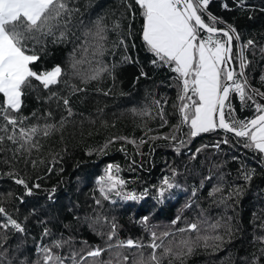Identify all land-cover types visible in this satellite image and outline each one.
I'll return each instance as SVG.
<instances>
[{"label": "trees", "instance_id": "16d2710c", "mask_svg": "<svg viewBox=\"0 0 264 264\" xmlns=\"http://www.w3.org/2000/svg\"><path fill=\"white\" fill-rule=\"evenodd\" d=\"M66 2L75 11L62 17L56 30L57 35L65 32L63 42L53 43L52 36L37 44L25 42L39 56L33 70L58 65L63 75L47 89L32 79L20 112L12 113L18 138L19 127L38 128L32 137L35 147L17 151L19 144L7 139L0 144V206L25 229L0 227V264H43L38 249L54 240L67 241L53 248L65 264H72L67 259L72 255L81 264H150L152 232L158 237L171 233L155 250L160 264H264V155L219 128L190 135L189 125L181 123L180 81L173 66L153 63L158 58L142 39L144 20L135 0ZM208 12L240 36L232 42L237 72L239 47L254 41L244 50L249 61L244 71L249 85L264 92V0H210ZM98 21L106 40L94 35ZM100 44L104 54L94 55ZM74 61L81 63L73 68ZM254 99L264 104L259 96ZM229 101L237 118L255 114L251 101L242 103L235 93ZM21 117L27 119L20 123ZM5 124L0 117V128ZM46 125H55L47 136ZM7 128L0 135L11 134L12 126ZM110 166L114 174L119 168L124 192L139 199L115 193L104 199L99 181ZM246 172L252 173L251 180L244 179ZM20 178L31 195L15 182ZM165 178L174 186L161 197ZM6 222L0 216V225ZM191 223L197 231H178ZM113 224L115 235L109 240ZM45 229L50 235L44 236ZM129 239L144 247L108 248ZM96 247L106 250L100 257L87 256ZM165 248L172 252L165 255Z\"/></svg>", "mask_w": 264, "mask_h": 264}, {"label": "snow or ice", "instance_id": "6c2138e0", "mask_svg": "<svg viewBox=\"0 0 264 264\" xmlns=\"http://www.w3.org/2000/svg\"><path fill=\"white\" fill-rule=\"evenodd\" d=\"M141 10L144 23L142 25V39L148 50L154 54L158 60L153 63L167 64L172 67V71L177 74L180 81V92L178 99L181 101L179 112L181 123L190 127V135L198 136L201 133L211 132L217 128L233 133L238 138H244L246 148L253 149L264 155V104L255 101L254 97L259 96L264 99V92L253 89L245 76V68L249 61L245 57L244 50L253 46L254 41L248 40L245 45H241L239 55V72L231 64L232 42L239 41L240 36L232 25L218 28L217 24L224 23L219 17L208 12L210 0H135ZM227 7V5H224ZM131 7V5H129ZM75 9H71L66 0H0V94H2V104H0V117L6 121L0 132H8L7 125L12 126V133L5 136L0 135V144L5 139L13 144H19L20 149L31 151L35 145L32 137L38 128L32 126L29 129L19 127V138L16 129L18 121L12 113L20 112L24 88L31 86V80L35 79L43 85L45 89L60 83L63 69L54 66L51 70L37 72L31 65L39 60L34 48L29 49L26 41L33 44L40 43V38L54 37L53 43L63 42L66 39L64 31L59 35L56 30L61 27V18L70 17ZM69 21L65 19L63 25L66 27ZM95 37L99 41L106 40L105 27L98 21L96 24ZM124 44V41H120ZM126 47V45H125ZM32 54H29V52ZM87 49H85V52ZM98 55L104 54L103 45L100 44L96 50ZM125 57V60H129ZM81 61H74L73 68ZM103 70V69H102ZM99 75L90 77L95 79ZM141 75H145L141 71ZM264 81V77H261ZM230 82V83H229ZM191 93V95H189ZM238 95L243 103L251 101L255 109V114L250 118L239 119L233 115L234 109L229 101L230 94ZM195 97V99H193ZM228 108V118L226 119L225 108ZM63 103L68 105V100ZM71 115V109H68ZM51 115V113H49ZM27 117H21L20 123ZM55 125H46L44 135H48L47 129ZM155 139V138H154ZM175 139V137H173ZM20 141H23L20 143ZM135 143V141H132ZM227 141H225L226 143ZM141 143H144L142 140ZM183 144V141H181ZM27 146V147H26ZM3 149L0 148V151ZM35 163V162H33ZM119 168L116 173L110 166L99 181V191L104 199H110V194L115 193L125 200H137L139 197L134 192H124L123 186L126 181L119 175ZM252 173H244V179L251 180ZM17 184L24 185L28 194L31 189L24 179H16ZM174 185L167 178L163 180L159 188L162 197L164 193ZM39 187V185H35ZM100 204V201H96ZM0 216L7 217V222L0 227L11 226L18 232H24V227L15 219L8 215L5 208L0 206ZM179 219V218H178ZM147 222V217L143 220ZM175 223V221L173 222ZM115 224L112 225L113 232L109 235V240L115 235ZM198 225L191 223L186 228L179 229L180 232L197 231ZM50 235L47 229L44 236ZM171 233H163L162 237H167ZM152 242L148 245L153 252L150 256V264H160V258L155 250L163 246L162 237H158L155 232L151 233ZM264 240V238H261ZM160 240V243L156 241ZM67 241L54 240L51 245H42L38 251L42 254L43 264H65V257L53 251V248L60 249ZM187 253H191L192 248L189 242H182ZM112 247H136L142 248L143 244L131 239L126 242L120 241ZM106 249L96 247L88 251L89 257H100ZM264 252V249L261 250ZM172 252L171 248H165L164 254ZM72 264H81L75 259V255L68 257ZM127 260V257H124ZM111 264V261L106 262Z\"/></svg>", "mask_w": 264, "mask_h": 264}, {"label": "water", "instance_id": "95a60500", "mask_svg": "<svg viewBox=\"0 0 264 264\" xmlns=\"http://www.w3.org/2000/svg\"><path fill=\"white\" fill-rule=\"evenodd\" d=\"M222 25L223 26H221V27H225L227 24L226 23H222ZM218 28H220V27H218ZM231 64H232V67L234 68V65H233V63H232V61H231ZM230 83V82H229ZM220 129V128H219ZM221 130H224V129H221ZM224 131H226V130H224ZM231 133V132H230Z\"/></svg>", "mask_w": 264, "mask_h": 264}, {"label": "rangeland", "instance_id": "374dc122", "mask_svg": "<svg viewBox=\"0 0 264 264\" xmlns=\"http://www.w3.org/2000/svg\"><path fill=\"white\" fill-rule=\"evenodd\" d=\"M240 48V47H239ZM252 88V87H251Z\"/></svg>", "mask_w": 264, "mask_h": 264}]
</instances>
